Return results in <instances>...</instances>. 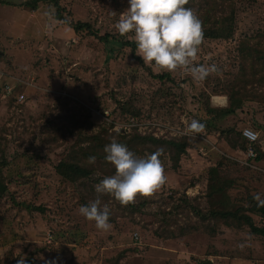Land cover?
Segmentation results:
<instances>
[{
    "label": "rangeland",
    "instance_id": "1",
    "mask_svg": "<svg viewBox=\"0 0 264 264\" xmlns=\"http://www.w3.org/2000/svg\"><path fill=\"white\" fill-rule=\"evenodd\" d=\"M9 1L16 6L0 4V158L6 160L8 189L0 199V264H264V237L239 232L229 220H217L214 236H171L166 230L177 231L186 219L178 215L172 223L168 196L198 195L201 204L208 198L210 208L223 211L233 201L244 204L248 195L264 194V159H247L245 139L243 149L226 140L230 128L250 127L259 133L256 148L264 153V103L244 99L235 114L219 117L229 105L225 92L239 65L237 41L264 27V0L236 4L231 39H204L196 63H214L221 71L203 83L141 65L129 47H115L116 37L131 40L115 29L128 0H60L74 20L93 24L99 35L110 34L107 44L53 19L45 4L32 11L19 6L24 0ZM147 67L175 82L155 78ZM21 93L25 100L18 102L14 96ZM121 106L128 113L120 112ZM192 119L206 125L195 139L184 134ZM113 138L137 157L153 153L151 138L185 141L188 147L175 169L166 147L160 158L167 182L153 196H138L128 206L102 196L113 221L110 230L101 231L79 213L84 202L96 198L99 182L67 180L55 166L61 161L98 177L103 171L93 170L88 158L105 157ZM215 165L217 176L232 184L209 196L208 168ZM114 169L108 163L106 176ZM12 199L44 211L19 207ZM251 217L264 224V217Z\"/></svg>",
    "mask_w": 264,
    "mask_h": 264
},
{
    "label": "trees",
    "instance_id": "2",
    "mask_svg": "<svg viewBox=\"0 0 264 264\" xmlns=\"http://www.w3.org/2000/svg\"><path fill=\"white\" fill-rule=\"evenodd\" d=\"M196 4L194 0H189V3L185 6L192 8L196 11L199 18L202 20V26L204 30V39H231L234 36L235 29V9L237 3H249L254 0H197ZM0 4L4 5H15L9 0H0ZM45 4L48 9L50 17L55 20L66 24L71 27L72 30L76 33L86 32L89 35L96 36L104 44L110 42L113 38L110 34L105 33L104 35H99L95 30L93 24L82 21L74 20L72 18V13L67 9L60 0H24L19 6H23L29 10L35 11L38 6ZM196 4V5H195ZM200 11V13L198 12ZM118 45H115L116 48L120 47H129L131 52V57L137 60L141 65H144L142 58L136 55V44L131 40H124L123 38L116 37ZM237 57L239 61L238 69L234 75V80L230 87L225 92L228 96L229 105L226 108H222L219 111V117L235 114L237 110L241 109L244 104V99H251L259 103H264V27L258 28L254 33L250 35H244L237 41ZM114 48H111L112 52ZM148 72L153 75L155 78L160 80H169L170 76L168 73L162 74H152V71L147 67ZM172 82H175L174 79H170ZM121 106L120 112H126V108ZM212 111V110H211ZM216 117H213L215 120ZM208 122V121H207ZM206 124H209L207 123ZM230 136L227 137V141L230 147L234 149H243V137L241 131H237L233 128L228 130ZM233 134V136H232ZM235 137V138H234ZM154 149L155 152L157 149H163L165 152L166 147L170 146L172 161L174 160L175 166L180 160V156L186 151L188 147L187 142H178L175 140H165L162 138H151L147 141ZM256 148V144H255ZM152 150V149H151ZM256 161L264 159V153L256 148ZM177 163V164H176ZM6 165V160L0 158V199L8 192L7 186L5 185L3 167ZM93 170L103 171L102 175L98 177H90V171L81 168L76 165H65L61 161L55 166L56 172L67 180L76 181L80 179H87L86 181H92L93 183L100 182L106 174L108 163L105 161L104 156L96 157L95 164H92ZM217 165L208 168V190L207 193L209 196H212L213 193L222 192L228 190L230 187L229 181H227L222 176H217ZM115 173V169L110 173ZM171 194H176V191H173ZM255 194L247 196L245 203L234 204V201L231 204V209L217 210L210 208L211 203L206 200V205H203L199 201L198 195L187 196L182 193L181 196L175 197L173 195L168 196L172 201V207L174 210V220L173 224H177L178 215H183L186 217L182 221V224H178L177 231L172 229H166L171 236H176L178 234L197 232L203 233L208 236H214L217 232V220L224 219L231 221V227L235 228L237 231L246 229L251 236L264 237V224H256L252 221L251 214L259 215L260 218L264 217V206H258L257 201L253 199ZM84 200L85 195L83 194ZM208 197V196H207ZM107 199V198H101ZM261 199H264V194ZM12 201L15 205L19 207L43 212L44 208L41 205H33L32 203L25 202H16L14 199ZM176 203L174 204V202ZM209 203H208V202ZM88 203L84 202V205ZM129 205H132L129 204ZM188 211L186 214L185 211ZM242 211V212H241ZM243 212H250V216L244 214ZM190 215L195 217L194 220L190 218ZM178 217V218H177ZM113 221V217L110 214V222ZM171 223V224H172Z\"/></svg>",
    "mask_w": 264,
    "mask_h": 264
},
{
    "label": "clouds",
    "instance_id": "3",
    "mask_svg": "<svg viewBox=\"0 0 264 264\" xmlns=\"http://www.w3.org/2000/svg\"><path fill=\"white\" fill-rule=\"evenodd\" d=\"M129 7L120 13L115 29L120 36H128L136 44V55L147 65L169 73L180 72L189 75L193 81L203 83L210 75L219 73L216 64H197L200 47L204 41L202 20L192 8L185 7L189 0H128ZM133 34L129 36V34ZM184 134L195 139L206 130V125L197 119L186 122ZM242 134L256 141L259 133L244 129ZM105 161L115 168L114 175L105 176L94 185L96 198L82 205L79 213L101 231H108L112 225L111 210L102 203L101 197L108 195L121 206L135 203L138 196H153L166 182L163 149L137 157L128 147L115 138L104 147ZM249 156L255 155L251 150ZM95 164L96 157L88 158ZM245 163V161H241ZM258 206H264V199L254 195ZM243 247V245H241Z\"/></svg>",
    "mask_w": 264,
    "mask_h": 264
},
{
    "label": "built area",
    "instance_id": "4",
    "mask_svg": "<svg viewBox=\"0 0 264 264\" xmlns=\"http://www.w3.org/2000/svg\"><path fill=\"white\" fill-rule=\"evenodd\" d=\"M14 98L18 101V102H23L24 100H25V95L24 94H18V95H16V96H14ZM106 114H108V113H106ZM244 129H250V130H252V131H254V132H257V131H255L254 129H252V128H250V127H243L242 129H241V135H242V137L245 139V141H246V143H247V153H246V157H247V159L251 162H254V160H255V157H256V148H255V144L257 143V141H258V139L256 140V141H251V140H249L248 138H246L243 134H242V132H243V130ZM258 133V132H257ZM252 151V152H254L255 153V155H254V157L253 156H249L248 155V153H249V151ZM248 164V163H247Z\"/></svg>",
    "mask_w": 264,
    "mask_h": 264
},
{
    "label": "bare ground",
    "instance_id": "5",
    "mask_svg": "<svg viewBox=\"0 0 264 264\" xmlns=\"http://www.w3.org/2000/svg\"><path fill=\"white\" fill-rule=\"evenodd\" d=\"M221 100H222V103H223L224 99H222V98L215 97V99H214V101H217V102H219Z\"/></svg>",
    "mask_w": 264,
    "mask_h": 264
},
{
    "label": "crops",
    "instance_id": "6",
    "mask_svg": "<svg viewBox=\"0 0 264 264\" xmlns=\"http://www.w3.org/2000/svg\"><path fill=\"white\" fill-rule=\"evenodd\" d=\"M223 117H226V116H223ZM223 117H222V118H223ZM222 118H219V117H218V118L215 119V121H217L218 119H222Z\"/></svg>",
    "mask_w": 264,
    "mask_h": 264
},
{
    "label": "water",
    "instance_id": "7",
    "mask_svg": "<svg viewBox=\"0 0 264 264\" xmlns=\"http://www.w3.org/2000/svg\"><path fill=\"white\" fill-rule=\"evenodd\" d=\"M210 262V261H209Z\"/></svg>",
    "mask_w": 264,
    "mask_h": 264
}]
</instances>
